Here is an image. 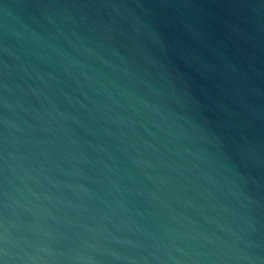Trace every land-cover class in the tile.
<instances>
[{
  "label": "water",
  "instance_id": "1",
  "mask_svg": "<svg viewBox=\"0 0 264 264\" xmlns=\"http://www.w3.org/2000/svg\"><path fill=\"white\" fill-rule=\"evenodd\" d=\"M0 264H264V0H0Z\"/></svg>",
  "mask_w": 264,
  "mask_h": 264
}]
</instances>
